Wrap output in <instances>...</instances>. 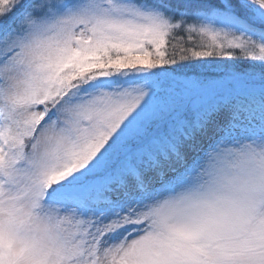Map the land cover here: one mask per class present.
<instances>
[{"label": "snow or ice", "instance_id": "1", "mask_svg": "<svg viewBox=\"0 0 264 264\" xmlns=\"http://www.w3.org/2000/svg\"><path fill=\"white\" fill-rule=\"evenodd\" d=\"M0 264H264V0H0Z\"/></svg>", "mask_w": 264, "mask_h": 264}]
</instances>
